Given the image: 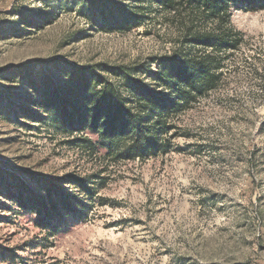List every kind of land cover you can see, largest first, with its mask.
<instances>
[{"label": "rangeland", "instance_id": "rangeland-1", "mask_svg": "<svg viewBox=\"0 0 264 264\" xmlns=\"http://www.w3.org/2000/svg\"><path fill=\"white\" fill-rule=\"evenodd\" d=\"M256 7L231 10L239 45L212 91L165 116L163 151L113 162L53 126L57 101L79 95L68 83L79 72L127 96L110 70L133 68L165 94L147 71L178 49L179 20L148 0H0V264H264V6ZM97 169L106 179L96 204L55 233L4 186L9 176L58 181Z\"/></svg>", "mask_w": 264, "mask_h": 264}, {"label": "trees", "instance_id": "trees-1", "mask_svg": "<svg viewBox=\"0 0 264 264\" xmlns=\"http://www.w3.org/2000/svg\"><path fill=\"white\" fill-rule=\"evenodd\" d=\"M148 1L180 25L178 49L160 62L158 70L147 71L165 94L149 90L134 68L110 70L129 88L127 96L118 93L116 84L102 75L79 72L68 82L79 95L68 104L58 100L52 117L56 129L73 134L72 143L103 161L143 159L163 151L161 136L169 128L165 116L212 91L226 57L239 45L241 33L231 26V10L264 6V0ZM102 174L97 169L58 181L35 174L28 175V180L9 176L4 186L18 208L33 214L35 225L55 233L59 223L68 218L87 216L89 206L98 199V187L105 182Z\"/></svg>", "mask_w": 264, "mask_h": 264}]
</instances>
